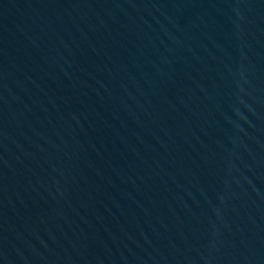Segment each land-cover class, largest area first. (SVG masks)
Returning a JSON list of instances; mask_svg holds the SVG:
<instances>
[{
  "label": "water",
  "instance_id": "95a60500",
  "mask_svg": "<svg viewBox=\"0 0 264 264\" xmlns=\"http://www.w3.org/2000/svg\"><path fill=\"white\" fill-rule=\"evenodd\" d=\"M0 264H264V0H0Z\"/></svg>",
  "mask_w": 264,
  "mask_h": 264
}]
</instances>
